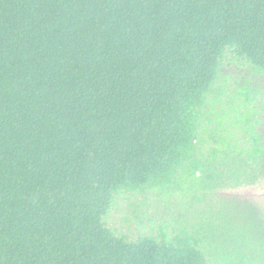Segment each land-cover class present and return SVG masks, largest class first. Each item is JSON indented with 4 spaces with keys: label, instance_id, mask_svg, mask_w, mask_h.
I'll list each match as a JSON object with an SVG mask.
<instances>
[{
    "label": "trees",
    "instance_id": "obj_1",
    "mask_svg": "<svg viewBox=\"0 0 264 264\" xmlns=\"http://www.w3.org/2000/svg\"><path fill=\"white\" fill-rule=\"evenodd\" d=\"M262 111L264 0H0V264H264Z\"/></svg>",
    "mask_w": 264,
    "mask_h": 264
},
{
    "label": "rangeland",
    "instance_id": "obj_2",
    "mask_svg": "<svg viewBox=\"0 0 264 264\" xmlns=\"http://www.w3.org/2000/svg\"><path fill=\"white\" fill-rule=\"evenodd\" d=\"M262 115H264V111L261 112ZM261 116V114H260ZM224 193L229 195H235L239 198L248 199L255 204L259 205L264 210V180H262L259 184L256 185H248V186H241L234 189H229L224 191ZM125 200L122 199L119 201L118 207L116 206L113 208L110 212V219L109 222L113 224L116 228L121 229L124 228V223L122 221V217L124 215V208L125 207ZM153 211V210H152ZM151 214V213H150ZM127 219H130L131 213L126 214ZM153 220H155L154 223H158L159 219L153 216ZM144 224V223H143ZM143 224H139L140 227L143 226ZM135 226V223L131 219L130 224V230L133 231V227Z\"/></svg>",
    "mask_w": 264,
    "mask_h": 264
}]
</instances>
